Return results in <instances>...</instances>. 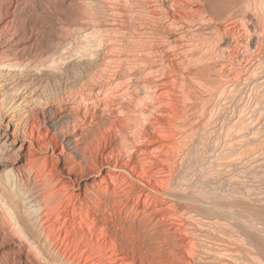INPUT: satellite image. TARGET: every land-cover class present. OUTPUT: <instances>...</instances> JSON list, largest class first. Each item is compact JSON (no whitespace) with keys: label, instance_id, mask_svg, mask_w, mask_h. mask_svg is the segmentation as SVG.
Listing matches in <instances>:
<instances>
[{"label":"bare ground","instance_id":"bare-ground-1","mask_svg":"<svg viewBox=\"0 0 264 264\" xmlns=\"http://www.w3.org/2000/svg\"><path fill=\"white\" fill-rule=\"evenodd\" d=\"M227 1L0 0V264H234L237 212L170 187L196 89L251 29Z\"/></svg>","mask_w":264,"mask_h":264},{"label":"rangeland","instance_id":"rangeland-1","mask_svg":"<svg viewBox=\"0 0 264 264\" xmlns=\"http://www.w3.org/2000/svg\"><path fill=\"white\" fill-rule=\"evenodd\" d=\"M213 5L218 9L219 6L220 9L225 7L223 5L221 8L222 4ZM234 6L233 8L230 5L232 7L230 12H225L221 18L219 17L220 20L216 19L224 22L237 14L238 26L245 29L242 27L251 23V29L237 54L228 49L227 53L218 54L215 58L216 69L221 70L214 73V78L219 82L218 88L199 86L196 89L198 92L196 101L194 99L192 103L190 102L194 104L193 107H187L188 116L187 120L185 119L187 129H191V135L178 156L176 175L170 187L180 188L188 198L195 199L194 203L197 206L205 207L210 203H220L222 207L225 203V206H228L227 204L230 206L227 208L223 206L225 210L219 206L220 212L232 206V211L241 215L236 214L238 217L233 216L231 219L247 217L241 219L239 223L236 222L238 219L232 220L233 222L229 219L230 223L232 222L230 232L221 228L225 231L219 230L218 235H222L223 240L230 238V245L237 250L232 260L239 258L237 261L241 260L240 262H243L241 264L248 260L250 262L246 264L254 262L256 264L257 260L251 257L255 249L247 245L248 241L241 236V232L247 231L246 234L249 233L254 242L261 240L264 242V0H239ZM228 13L230 14L227 15ZM242 13L253 15V21L242 20ZM249 36L256 38L251 48L247 47ZM198 38L194 39L200 43L205 42L207 48L211 47L207 43L209 35L205 37L206 40L203 37H200L201 40ZM244 219L249 220L248 223ZM256 227L262 230L259 231ZM256 229L260 233L259 239L254 236L257 235ZM241 238L245 242L241 241ZM238 239L243 243L238 242ZM242 245L244 248H241ZM251 249L254 251L251 252ZM234 260V264L235 262L240 264ZM259 262L264 264V249L261 259H258Z\"/></svg>","mask_w":264,"mask_h":264}]
</instances>
